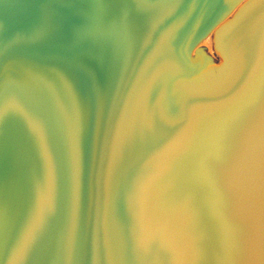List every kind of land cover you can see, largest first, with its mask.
I'll return each mask as SVG.
<instances>
[{
  "label": "water",
  "instance_id": "1",
  "mask_svg": "<svg viewBox=\"0 0 264 264\" xmlns=\"http://www.w3.org/2000/svg\"><path fill=\"white\" fill-rule=\"evenodd\" d=\"M0 264H264V0H0Z\"/></svg>",
  "mask_w": 264,
  "mask_h": 264
},
{
  "label": "rangeland",
  "instance_id": "2",
  "mask_svg": "<svg viewBox=\"0 0 264 264\" xmlns=\"http://www.w3.org/2000/svg\"><path fill=\"white\" fill-rule=\"evenodd\" d=\"M212 37L209 33L203 40H201L197 45L196 48L202 49L204 56L209 57L211 61L214 63L219 61L218 54L214 51L212 47ZM204 41V42H203Z\"/></svg>",
  "mask_w": 264,
  "mask_h": 264
},
{
  "label": "bare ground",
  "instance_id": "3",
  "mask_svg": "<svg viewBox=\"0 0 264 264\" xmlns=\"http://www.w3.org/2000/svg\"><path fill=\"white\" fill-rule=\"evenodd\" d=\"M204 42V41H203Z\"/></svg>",
  "mask_w": 264,
  "mask_h": 264
}]
</instances>
